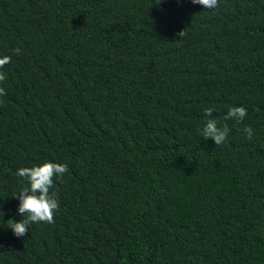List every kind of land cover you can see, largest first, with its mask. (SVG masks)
<instances>
[{
    "label": "trees",
    "instance_id": "16d2710c",
    "mask_svg": "<svg viewBox=\"0 0 264 264\" xmlns=\"http://www.w3.org/2000/svg\"><path fill=\"white\" fill-rule=\"evenodd\" d=\"M4 56L0 264H264V0H0ZM44 162L55 222L18 238Z\"/></svg>",
    "mask_w": 264,
    "mask_h": 264
},
{
    "label": "clouds",
    "instance_id": "9594fccd",
    "mask_svg": "<svg viewBox=\"0 0 264 264\" xmlns=\"http://www.w3.org/2000/svg\"><path fill=\"white\" fill-rule=\"evenodd\" d=\"M162 0H156V4L161 3ZM191 3L201 5L207 10H214L219 6V0H191ZM186 29L177 33L180 37L186 36ZM181 41V40H178ZM17 55L20 54L19 48L14 50ZM11 63L10 56L0 58V69H3L7 64ZM6 80V74L0 71V83ZM6 95L5 90L0 87V96ZM214 109H205V115L211 117ZM247 116V109L244 107H231L225 120H235L242 122ZM246 138L251 140L253 138V130L246 126L243 129ZM229 129L225 124L223 127L218 126V121L215 119H208L205 126L201 130V135L204 139H212L217 146L223 145L227 140ZM68 171L66 164L44 162L41 165L33 167H23L17 170L16 175L28 181L29 187L23 188L13 197L19 200L18 215L23 219L17 222L10 219L9 228L18 238L25 237L29 233V225L32 223H48L55 222L54 215L59 210V200L56 193L50 192L55 186L54 180L62 178ZM2 207V205H0ZM26 217V218H24Z\"/></svg>",
    "mask_w": 264,
    "mask_h": 264
}]
</instances>
